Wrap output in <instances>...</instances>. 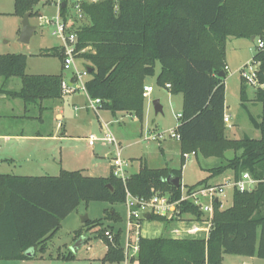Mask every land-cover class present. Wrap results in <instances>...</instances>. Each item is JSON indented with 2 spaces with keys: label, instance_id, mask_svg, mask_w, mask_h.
Returning <instances> with one entry per match:
<instances>
[{
  "label": "trees",
  "instance_id": "16d2710c",
  "mask_svg": "<svg viewBox=\"0 0 264 264\" xmlns=\"http://www.w3.org/2000/svg\"><path fill=\"white\" fill-rule=\"evenodd\" d=\"M41 0H15V13L24 16ZM66 3V2H65ZM81 8L90 24L78 31V48L93 46L95 52L83 54L92 63L86 81L88 94L103 100L101 109L123 111L144 120L146 78L160 72L157 84L172 94H183V107L175 131L184 154L224 159L208 168L209 176L189 187L210 184L212 177L227 171L235 179L248 172L261 180L251 191L234 190L233 203L221 209L214 206L213 224L207 238L140 236L138 264H222L224 254L256 256L264 259V88L257 87L256 101L262 104L259 118L250 120L260 138H230L224 121L226 112L227 68L225 47L229 37L264 39V0H95ZM67 3L60 14L66 15ZM40 55H57L54 47ZM259 63L258 77L264 84V49L252 58ZM28 57L22 53L0 54V77L22 79V89L9 92L26 106L37 99L63 96L64 69L59 74H29ZM225 73L224 76L220 72ZM248 85L242 81L240 95L246 107ZM233 150V158L226 152ZM182 176L181 169L150 168L144 165L130 174L126 182L114 175L89 176L81 170H62L59 175L0 174V259H33L47 250V241L60 229L62 221L83 202L125 203L127 189L150 198L155 191L169 192L171 201L181 197V187L167 178ZM111 185V186H110ZM181 186V185H180ZM181 214L202 215L191 202H182ZM168 224L163 216H152ZM105 219L117 223L119 212L108 211ZM87 226H101L102 219L88 220ZM115 232L110 242L104 231ZM84 228L75 231L76 239ZM99 237L107 245L105 261L125 260L121 230L109 224ZM65 258H74L73 252Z\"/></svg>",
  "mask_w": 264,
  "mask_h": 264
},
{
  "label": "rangeland",
  "instance_id": "374dc122",
  "mask_svg": "<svg viewBox=\"0 0 264 264\" xmlns=\"http://www.w3.org/2000/svg\"><path fill=\"white\" fill-rule=\"evenodd\" d=\"M84 1L91 2L95 0H60L61 3H67V11L66 15L62 16L63 19L69 25V29L75 31L77 34L74 56L75 67L79 72H83L86 69L89 73L87 76L89 79L91 74L87 66H92V63L88 61L83 54L95 52V49L93 46L78 48V31L83 26L90 24L89 18L81 8V3ZM33 11L34 15L30 17V22L36 26V30L30 42L24 43L19 41L23 17L15 13V0H0V54L22 53L27 55V73L29 74L61 73L64 69L65 75L63 80H75L78 75L76 69L73 66L65 68L64 60H62L61 57L57 55H40L43 50L61 47L59 39L52 34L53 28L50 24L46 23L47 20L56 18L60 14L58 0H41L38 4L34 5ZM246 44H249L248 46L251 49L249 50L250 62L252 56L259 50L256 42H253L251 38L231 37V39L227 41L225 47V62L226 65L230 66V68L228 67L227 69L226 75V85L228 88L227 103L229 105L227 111L232 114L233 119L240 125L235 133L232 132L233 130H230V128H227V135L230 138H242L245 135L252 138H260V131L252 124L250 112L247 109V106H249L251 113L255 116L261 115L262 113V104L256 101V87L248 85L247 92L249 96L245 107L242 104L240 95L242 85L240 71H236L232 63L234 60L237 62L245 56ZM230 57L233 61L229 59ZM160 68V63H158L156 74L146 78V83H152L155 87V91L150 99H146L145 101V114L142 124L138 119L134 120L129 116L124 117L121 122L113 123L111 129L113 133L116 132L117 134L123 135L124 140L122 146L124 158H127L129 155L135 156L139 162V157H143V159L147 161L148 166L152 168L170 166L181 169L182 184L190 186L208 177V168L220 165L224 159L214 156L203 157L201 155L197 156L196 154H190L189 158L183 161L181 144L177 138L167 137L162 140L145 139L149 128L148 126L150 125L154 124L162 131L168 127L175 128L179 124L177 114L180 111V104L178 99L170 98L168 91L157 84L156 78L160 72ZM16 80L21 85V78L16 77ZM81 80L85 81L86 77H83ZM76 93L81 94L87 99L85 91L79 90ZM69 95L70 94H67V96ZM156 98L161 100L164 107L163 113L158 115L155 114L152 104V101ZM67 114V124L69 126V111ZM100 114H104L105 116L111 115L107 112ZM88 116L93 120L91 127L79 128L75 132L83 138L78 140L69 139V141H52V152H54L58 162L62 163L61 160H63V165L69 166L71 169L81 170L85 175L106 177L111 173V159L106 153L114 148V146L108 145L104 147L102 142H97L94 148L89 146L88 136H90L92 132L101 135V132L98 129L100 117L97 112L89 110ZM57 124L58 121L55 120L46 124V127L50 128ZM130 143L132 144L130 147H125V145ZM234 155L235 153L233 150H229L225 154L227 158H233ZM138 162H135L134 168L130 171L136 170ZM227 172L210 178L209 183L210 181L214 183L227 180ZM233 193L232 188L228 187L227 197L221 203V209H226L232 205ZM113 209L119 212L120 215V220L117 223L105 219L107 212ZM127 211L125 203H110L103 201L83 202L70 217L62 221L60 229L53 240L48 244V252L45 255L38 254L34 260L24 263L17 260H0V264H125L124 261L111 262L104 260L107 246L104 240L99 237V233L111 222L114 223L116 229L120 227L125 228ZM85 215H88L90 220L102 219L103 225H85L86 223H82L81 221L82 217ZM178 223V219L166 224L163 221L153 218L144 221L142 233L148 237H158L161 235L171 236L169 232L170 228ZM77 228H84V235L88 237V240L78 252L73 253L74 258H65V256L72 252L71 246L76 241L75 229ZM121 242L123 245L126 242L125 233L122 235ZM222 264H264V259L256 256L224 254Z\"/></svg>",
  "mask_w": 264,
  "mask_h": 264
},
{
  "label": "crops",
  "instance_id": "0c3cea01",
  "mask_svg": "<svg viewBox=\"0 0 264 264\" xmlns=\"http://www.w3.org/2000/svg\"><path fill=\"white\" fill-rule=\"evenodd\" d=\"M231 37H229L228 40L231 39ZM251 40L253 42H256L252 38ZM248 45L249 44L245 45L246 54L240 60L236 62L235 60L233 61L231 57L229 58L231 61H233L232 63L236 71L240 70L241 67L244 66L250 60L249 50L251 49ZM226 67L227 69L228 67L230 68V66L228 65ZM26 72H27V68H26ZM47 74H59V73H47ZM147 85H152V83H148ZM225 85H226V78H225ZM22 86H23L22 79L20 85L19 82H17L16 77H11L8 79H4L0 77V174L19 175V176H23V175L56 176L59 175L62 170H77V169H71V167L63 165L64 164L63 160H61L62 163L56 160L54 152H52L53 145L51 142L58 140L69 141V139L78 140L80 138H83L79 134H76L75 132L79 128L91 127L93 123V120L88 116L90 109L86 107L87 99L89 95L86 93L87 96L86 99L81 94L75 92V94H70L69 96H67V94H64L60 98H54V99L46 98V99L33 100L29 103L28 106H26L25 101L22 98L12 97L8 94L9 92L20 91L22 89ZM163 88L168 91V95L170 98L172 97L173 99L174 98L178 99V102L180 104V111L178 113H181L183 107V94L181 93L172 94L167 88L165 87ZM227 90L228 88L226 85L225 113L230 116V123L229 125H227V128L228 129L230 128V130H233L232 132L235 133V131L239 129L240 125L236 120L233 119L232 114L227 111L229 109V105L227 103ZM154 91H155V87H154ZM154 91L152 92L151 96L153 95ZM247 109L249 110L250 114H252L256 118H259L260 115L255 116L253 113H251L249 106H247ZM68 111H69V126L67 124ZM104 112L110 113L111 115L105 116L104 114H100ZM97 114L100 117V125L98 126L100 132H102L103 130L102 126L104 123L110 124V129H111V125L113 123L121 122L124 117L130 116L134 120L138 119L135 114L130 112H123V111L113 113L109 110L101 109L99 112H97ZM55 120L58 121V124L56 126H52L50 128L46 127V124L51 123L52 121ZM148 127L154 130L161 131L154 124ZM170 128L172 127H168L166 129H163L162 131L169 130ZM93 133L94 132H92V134ZM114 134L122 146L124 140L123 135L117 134L116 132H114ZM102 145L104 147L108 146L104 144ZM131 145H132L131 143L127 144L125 145V147H130ZM92 148H94V146ZM112 151L113 148L106 153L110 159L112 157ZM136 158L137 157L131 155L125 158L129 162V166H128L129 174L139 172V170L144 165L148 166L147 161L144 160L143 157H139V162ZM135 162L136 163L138 162L136 170L130 171L132 168H134ZM164 167H170V166H164ZM110 168L112 171L111 162H110ZM170 168H174V167H170ZM227 173H226L227 179L234 177L232 172H227ZM219 182H214V183H219ZM210 183H213V181H210ZM73 213H71L68 217H70ZM68 217H66L65 219H67ZM151 219L152 218H149V220ZM112 225L114 226V223H112ZM78 229L79 228L75 230ZM114 229L115 231L118 230L115 228V226ZM119 229L121 230V236L125 233V239L127 240L126 225L125 228L120 227ZM143 236L145 235L143 234ZM53 238L47 241V245L53 240ZM47 252H48V247L46 252L43 253V255H45ZM35 258L24 259V260H19V259H11V260H17V261H21V263H24L34 260ZM0 260H5V259H0ZM124 262L125 264H138V262L135 260L127 261L125 259Z\"/></svg>",
  "mask_w": 264,
  "mask_h": 264
},
{
  "label": "built area",
  "instance_id": "2783aa9c",
  "mask_svg": "<svg viewBox=\"0 0 264 264\" xmlns=\"http://www.w3.org/2000/svg\"><path fill=\"white\" fill-rule=\"evenodd\" d=\"M62 3L58 0L60 7ZM46 23L50 24L53 28L52 34L59 39L61 48L64 50L65 68L73 66L76 69L74 59L77 42L76 32L69 29V25L63 19L61 14H59L56 18L47 20ZM255 41L258 49H264V39L255 38ZM258 69L259 63L255 60L252 59L249 63H246L239 70L242 81H244L245 84L252 85L256 88H264V84L259 81ZM76 71L78 75L75 80L62 81L61 85L63 95L72 94L79 90L85 91L88 94L86 89V81L88 80L87 76L89 75L88 71L86 69L83 72H79L77 69ZM83 77H86L85 81L81 80ZM165 88H170V84L167 83ZM153 91V85H145L143 92L144 97L146 99H150ZM102 104L103 100L101 98H93L89 95L86 107L92 111L99 112ZM181 115V113H178L177 117L180 118ZM224 121L226 125H229L230 116L226 113ZM102 128L103 130L101 135L93 133L88 136L89 146L93 147L97 142H102L104 145L114 146L111 157L112 171L114 175L120 177L124 182H126L130 175L128 174L129 162L123 157V148L115 134L110 129V124L104 123ZM167 137L177 138L179 140V136L177 135L175 128H170L165 131L148 128L145 139L162 140ZM190 154H195V152L185 153V159H188ZM260 181L261 180L252 177L250 173L245 172L239 179L232 177L219 183H210L196 187H189L181 182V197L176 201H171V194L169 192L155 191L150 198H143L132 194L127 189L125 201L128 210L126 221L127 240L124 245L125 259L127 261H137L136 257L139 252L140 236L143 235L142 230L144 221L149 220V218L146 217V214H150V218H152V216H163L171 222L178 219L179 223L170 228V237L207 238L213 224L215 203L223 202V200L227 197V188L231 187L233 192L235 189L240 191H251L259 184ZM182 202L193 203L199 208L202 215L198 217L188 212L181 214L179 206ZM114 235L115 232L110 229H106L104 231V236L110 242H114Z\"/></svg>",
  "mask_w": 264,
  "mask_h": 264
},
{
  "label": "water",
  "instance_id": "95a60500",
  "mask_svg": "<svg viewBox=\"0 0 264 264\" xmlns=\"http://www.w3.org/2000/svg\"><path fill=\"white\" fill-rule=\"evenodd\" d=\"M66 5L65 2L62 3V6L64 7ZM30 15L31 12H27L25 13V15L23 16V20H22V31L19 37V41L24 42V43H29L35 30H36V26L33 25L30 22ZM255 36H252V39L255 40ZM89 72L91 71V68H88ZM221 76H224L225 73L223 71L220 72ZM153 107H154V111L155 114H160L163 113L164 111V107L163 104L161 103V100L159 98H156L152 101ZM168 181H170L174 186L176 187H180L181 184V178L179 176H172L170 175L167 178ZM111 186V185H110ZM147 218H150V214H146ZM89 220L88 215H85L82 217V223H87ZM87 241V237L86 236H81L79 237L75 243L71 246V251L73 253L78 252V250L86 243Z\"/></svg>",
  "mask_w": 264,
  "mask_h": 264
}]
</instances>
